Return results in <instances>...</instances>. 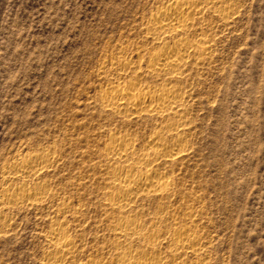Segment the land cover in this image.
<instances>
[{"label":"rangeland","instance_id":"1","mask_svg":"<svg viewBox=\"0 0 264 264\" xmlns=\"http://www.w3.org/2000/svg\"><path fill=\"white\" fill-rule=\"evenodd\" d=\"M165 1L0 0V186L14 160L53 151L60 160L40 180L81 209L78 226L68 227L82 243L81 262L108 245L101 153L109 132L142 145L159 129L155 119L122 123L102 109L99 92L116 77L99 68L122 47L126 59L153 49L143 23ZM228 5L226 24L203 15L214 48L187 72V151L167 171L170 204L199 211L205 264H264V0ZM151 206L137 210L146 216ZM53 210L0 215V264H45Z\"/></svg>","mask_w":264,"mask_h":264},{"label":"bare ground","instance_id":"2","mask_svg":"<svg viewBox=\"0 0 264 264\" xmlns=\"http://www.w3.org/2000/svg\"><path fill=\"white\" fill-rule=\"evenodd\" d=\"M230 2H163L143 23L144 38L153 49L138 48L126 59L128 50L122 47L99 68V76L116 77L99 92L102 109L122 123L155 119L159 129L142 145L129 134H108L101 153L106 165L101 207L106 215L108 245L99 250L97 258L88 256L81 262L78 256L83 253L82 243L68 233L71 223L80 222L81 209L60 199L40 180L59 157L47 150L16 159L8 166L4 181L1 179L0 215L10 208L55 209L46 232L45 264H205L208 243L194 222L200 213L193 207L184 212L172 207L176 195L167 171L187 151L183 135L189 97L187 72L204 65L214 48L205 33L210 22H202L204 12H212L226 24L233 15L228 10ZM127 76H131L129 80ZM145 79L151 84H141ZM147 202L153 206L150 216L146 215L150 218L137 210ZM2 218L0 228H5L7 223Z\"/></svg>","mask_w":264,"mask_h":264}]
</instances>
